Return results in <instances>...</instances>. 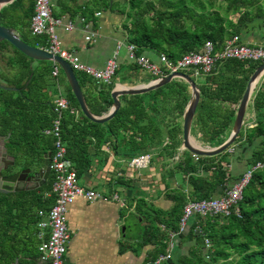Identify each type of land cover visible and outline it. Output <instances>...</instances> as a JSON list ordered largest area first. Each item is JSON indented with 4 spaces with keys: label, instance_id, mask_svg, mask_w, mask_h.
<instances>
[{
    "label": "trees",
    "instance_id": "16d2710c",
    "mask_svg": "<svg viewBox=\"0 0 264 264\" xmlns=\"http://www.w3.org/2000/svg\"><path fill=\"white\" fill-rule=\"evenodd\" d=\"M15 1L21 2L13 0L1 8L0 24L15 30L20 28L19 35L25 42L46 47L48 42L45 35H32L30 30L24 32V28H29L34 0H30L29 8L21 15L17 14L20 6ZM220 1L215 7V0H129V9L125 15L130 19V23H124L126 41L135 44L138 53L145 49L158 54L165 53L169 59L174 60L188 51L200 50L206 40L221 42L233 34H247L255 27H264V1L263 4L260 3L261 0ZM233 14H238L235 21L230 17ZM18 23L20 27L17 26ZM6 44L3 42V46ZM14 49L23 57L31 59ZM261 62L226 60L225 70L220 73L221 77L212 82L214 86L200 85V99L192 122L202 142L215 139L225 126L233 123L235 113L229 111L225 102H239L249 76ZM51 68L52 66L50 73ZM32 72L29 64H25L23 71L19 73V80H4L6 85L18 87L21 93L12 97L10 91L0 88V122L4 127L3 133L10 132L6 144L8 152L14 155L27 153L30 157L36 156L37 162L41 163L44 155L53 152V138L49 136L42 144L35 146L33 138L39 136V131L32 130L30 115L25 114L21 119V111L19 114L17 111L18 108L28 107L19 102L24 94V84L21 81L24 77L28 78ZM75 73L82 86L81 74L77 71ZM237 74H242V77ZM186 87L184 83L168 82L142 94H123L119 97L122 103L115 115L104 123H97L82 114L68 86L66 95L70 106L80 112L77 116L70 110L63 113L61 137L65 143L66 157L73 163L77 176L89 169L92 162L91 149L99 150L107 141L113 143V148L118 146L119 141H127L132 145V136L138 135L140 140L137 143L134 141L133 150H141L147 147L153 137L160 139L163 135V125L173 119L174 112L183 113L190 98V93L185 91ZM93 88L95 93L92 97L85 98L87 107L94 115L105 114L112 103L110 95L113 85L96 84ZM147 97L150 101H146ZM250 99L251 107L256 113L254 127H242L233 144L217 155H198L195 160L192 153L185 150L184 158L167 168L166 174L169 177L178 170L187 176V183L191 187L189 192L172 190L168 197L172 206L167 210L152 206L144 197L136 198L134 214L142 216L139 218H143L144 225L131 245H126V238H122L119 252L123 253L129 247L132 253L138 254L145 246H153L154 252L149 253L151 258H144L145 263L153 264L156 256L165 251L168 233L177 229L184 203L188 199L219 196L228 187L226 183L231 176L226 165L230 163L231 158L244 163L246 168L258 161H264V79L256 86ZM27 117L28 123L25 122ZM121 131L126 132V135L121 134ZM227 137L228 135L217 139L218 144ZM133 154L129 152L126 155L131 157ZM32 161L33 159H30L25 166ZM48 178L51 187V174ZM46 184L47 182L32 190L0 193V264H13L21 252L31 251L30 246L37 238L32 235L29 226L36 223L37 210L44 207L42 194L35 192L48 190L50 187ZM217 191L219 195H215ZM50 202H53V198ZM237 207L239 216L231 214L222 217L224 220L221 223L215 219L220 216H194L191 226L179 237L180 240L182 236L193 240L188 254L179 256L176 261L172 255L159 264H264V168L253 171ZM205 238L210 241L208 248L205 247ZM178 244L179 242L173 251ZM204 252L208 260L203 256ZM234 254L237 258L227 261ZM219 260L222 261L218 263Z\"/></svg>",
    "mask_w": 264,
    "mask_h": 264
},
{
    "label": "crops",
    "instance_id": "0c3cea01",
    "mask_svg": "<svg viewBox=\"0 0 264 264\" xmlns=\"http://www.w3.org/2000/svg\"><path fill=\"white\" fill-rule=\"evenodd\" d=\"M15 3L20 6L17 14L21 15L26 11V8L30 5L31 1L21 0L20 3L16 1ZM53 3H56L59 6L58 11L53 10L55 15L63 16L65 19H69L74 23V28L70 31H65L62 27H57L59 29V43L62 48L72 51L85 63L98 68L103 67L106 59L117 51L118 68L112 79V85H116L118 88L119 86L142 85L152 80L147 73L140 71L138 67L134 63H131L127 58V51L125 48V44L127 43L126 29L124 26L125 21L123 19V15L127 11L125 8V4L127 3L126 0H53ZM96 12H100V14H96ZM237 16L238 14L236 17ZM236 17L231 18L235 21ZM19 25L20 23H18L17 26ZM19 30L20 28L16 30L18 34L20 32ZM28 31L29 28H24V32ZM91 33H94V40H85V35ZM240 35L244 42L252 44L263 43L264 27H255L253 31L247 34L241 33ZM122 47H124L125 53L123 56H119V50ZM16 52L17 51L11 46L5 47V54H2L0 60H4L6 67L3 68L0 65V72L7 79L19 80V73L23 71L25 64H29L30 69L33 71L28 78L24 77L21 81V83L24 84L22 90L24 94L21 95L19 102L28 105V107L22 109L18 108L17 111L18 114L21 111V119L25 114H27V116L30 115L32 130L39 131L38 133H40L39 136L33 138V144L37 146L42 144V142L49 137V135L44 133V129L47 128V125L50 124L54 117L52 105L57 91L56 82H58L59 88L64 95H66L67 88L66 90H62L60 85L64 82L63 80H60L61 68L57 77L58 79L52 77L49 69L53 66V61L35 60L25 57L19 58L17 57ZM143 53L151 59L157 60L158 54L156 52L144 49ZM8 62L11 64L9 65ZM224 63L225 61L218 62L211 73L198 76L199 79L197 81L193 78L199 89L200 85L206 87H212L215 85L212 82L218 81L219 77H221L220 73L225 70ZM79 73L83 79L81 89L84 97L90 99L93 93H95L93 91V86L97 83L85 74L81 72ZM237 75L238 77H242V74ZM31 76L32 78L30 79ZM263 79L264 72L256 83L254 89L262 83ZM170 82L184 83L180 78H173ZM2 84H5V82ZM8 91L11 92L12 97H16L21 93L19 88L15 91ZM185 91L188 94L191 93L188 85ZM26 98L30 100L27 101ZM250 98L244 114L243 128H250L256 125V113L251 107L252 100ZM146 101H150L148 97L146 98ZM121 103L120 100V104ZM238 103H231L230 101L225 102L229 111H233L234 113H236ZM1 106L2 101L0 102V107ZM182 115L183 113L181 114L175 111L173 119L163 125L164 130L162 137L160 139L153 137L149 143L148 141H145L148 143L145 149L133 150L134 141L137 143L140 140L138 135L135 137L132 136L134 138L132 145L127 141H119L117 142L118 146L113 148V143L107 141L105 143L109 144V151L104 149L105 143L99 150L92 148L91 165L87 171L78 176V183L85 187H91L105 195L117 192L124 199L132 196L134 197L133 206L137 197H144L146 201L151 202L152 206L154 204L156 207L161 208V210L168 209L172 205V201L168 198L170 197L172 190L180 189L186 192L191 190L190 185L187 183V176L182 171H174V174H172L173 176L171 177L166 174L167 168L170 166L172 167L179 159L182 160L186 154V149L182 148ZM0 120L2 121V118H0ZM25 122H29L28 117ZM232 125L233 123L228 124L215 139L204 143L200 140V134L194 130V124L192 122L190 136L197 144L214 147L219 143L217 142V139L226 137V135L229 136ZM0 126L1 130L4 131L3 125L0 124ZM125 133L126 132L121 131V134L126 135ZM4 135L8 142L10 132L5 133ZM143 151H148L153 154L152 159L155 164L152 165L151 163V169L148 174L144 173L142 177L136 178L135 174L121 165L126 164L129 160L130 157L126 155L127 153L132 152L138 154ZM32 159L39 167L42 166L44 157L41 163L37 162L38 159L36 156L31 157V160ZM109 159H111L112 164H108ZM232 160L233 158H231V161ZM235 161L237 160L235 159ZM222 163L225 164V162ZM121 173H126V176H122ZM130 174H132V179L127 177ZM48 177L45 182H47L46 186L49 188L50 181ZM49 189H42L35 192V194H42V203H44V207L41 209L48 208L52 203L50 202V199H52L53 196L50 194ZM215 195H219V191H217ZM133 206L130 210L134 212ZM125 212L124 208L120 207L119 202L114 201L109 197H107L106 200L98 199L94 201H88L82 197L77 198L70 205L67 212L66 225L71 236L66 245V253L64 257L65 263L146 264L144 258L145 256L148 257V259L151 258V254L149 253L154 252L153 246H145L138 254L132 253V251L129 250V247L123 253L119 252V244L120 241H122V237H124L121 236V234L123 226L122 220L126 219ZM135 218H132V221L136 222ZM194 219V217L190 219L188 228L191 226ZM137 221L140 223V227H143L144 221L141 220L140 222V218ZM29 228L32 231V235H36L38 229L35 224H30ZM136 237L132 238V243L133 239ZM38 242L39 240L36 239L34 244L30 246L31 251L21 252L19 257L25 256L28 253L37 256L38 252L36 246ZM178 242H180V239L177 243Z\"/></svg>",
    "mask_w": 264,
    "mask_h": 264
},
{
    "label": "built area",
    "instance_id": "2783aa9c",
    "mask_svg": "<svg viewBox=\"0 0 264 264\" xmlns=\"http://www.w3.org/2000/svg\"><path fill=\"white\" fill-rule=\"evenodd\" d=\"M96 14H100V12H96ZM57 27L70 31L74 28V23L63 16L55 15L51 0H34L33 11L29 19V30L32 35H45L47 37L48 44L42 48L50 53L59 55L68 61L74 71L85 74L98 85H111L118 68L117 51L106 59L101 68L87 64L78 55L60 46L55 33ZM85 40H94V33L85 35ZM125 48L128 60L134 63L140 71L147 73L152 78L151 81H157L173 71H183L191 77L207 75L213 71L218 62H224L229 59L264 61V42L258 44L244 42L238 33L224 38L221 42L206 40L200 50L188 51L174 60L169 59L165 53L158 54L157 60H153L143 52L138 53L137 47L133 43H126ZM59 72L60 66L53 61L52 77L58 79ZM56 86L57 91L53 102L54 117L50 126L44 129V133L53 138L54 146L48 163L49 173L52 176L50 194L53 196V202L48 208L37 211L35 226L38 229L36 238L39 242L36 250L40 258L49 261L50 264H66L64 259L66 245L71 236L66 225L67 212L70 205L79 197L88 201L106 200L109 197L119 202L120 206L125 205V199L117 192L105 195L100 191L78 183V176L73 163L66 157V147L61 137V119L63 113L67 110H70L76 116L80 111L70 106L69 99L61 92L58 82H56ZM108 146V143L104 144V149L107 151H109ZM192 156L195 160L198 159L197 154L192 153ZM152 157L153 154L148 151L135 154L129 158L127 169L135 174L136 178L142 177L144 173H136V170L150 167L153 160ZM110 162L111 159H109L108 164ZM226 167L230 170V163ZM259 168H264V161H258L254 165L247 167L240 177L231 183L219 196L188 199L182 206L177 229L168 233L165 251L156 256L153 264H159L172 256L173 249L180 235L185 233L191 217H227L231 214L239 216L237 204L242 198L243 189L247 185L253 171ZM123 174L121 173L122 176H126V173ZM127 177L132 179V174ZM161 228L163 229L164 226L162 225ZM204 242L205 247L208 248L210 246L209 239L205 238ZM206 257L208 256L206 255Z\"/></svg>",
    "mask_w": 264,
    "mask_h": 264
},
{
    "label": "water",
    "instance_id": "95a60500",
    "mask_svg": "<svg viewBox=\"0 0 264 264\" xmlns=\"http://www.w3.org/2000/svg\"><path fill=\"white\" fill-rule=\"evenodd\" d=\"M11 1L13 0H0V10L3 5ZM2 42H6L7 46L16 48L31 59L55 61L60 66L63 74L65 75L69 87L75 99L77 100L79 109L82 114L89 120L97 123H104L110 120L115 115L120 107V95L142 94L167 84L173 78L182 79L189 85L191 92L190 98L184 108L182 115V148L186 149L190 153L201 156L217 155L225 151L229 146L233 144L242 127L244 114L251 93L264 72L263 61L253 70L247 80L245 89L237 106L229 136L221 144L214 147H208L195 143L190 136L191 123L200 99V89L189 74L183 71H173L157 81H150L146 84L123 86L120 88L115 86L111 90L112 105L110 109L103 115H94L87 107L86 100L76 73L68 63V61L64 60L57 54L48 52L42 47L34 46L25 42L13 27H8L0 24V43ZM1 53L2 49L0 50V54ZM0 88L13 91L18 90L16 86H9L2 83H0ZM1 147L5 150L3 153L4 159H8L9 161L6 162V164H4L3 166H0V193L32 190L42 186L45 183L50 172L48 163L51 152H48L47 155H44L42 166L39 167L37 164H35L34 161H32L29 166L20 169L16 167L15 164L16 155L8 154L5 144H3ZM13 264H50V262L41 259L39 255L35 256L32 254H27L22 257H16Z\"/></svg>",
    "mask_w": 264,
    "mask_h": 264
},
{
    "label": "rangeland",
    "instance_id": "374dc122",
    "mask_svg": "<svg viewBox=\"0 0 264 264\" xmlns=\"http://www.w3.org/2000/svg\"><path fill=\"white\" fill-rule=\"evenodd\" d=\"M154 1H156V0H154ZM263 1L264 0H261L260 3L263 4ZM126 2L127 3L125 4L126 5L125 8H126V10H128L129 9V1L126 0ZM220 2H221L220 0H215V4H216L215 7H217ZM51 3H52L53 10H57L58 11L59 10V6L56 3H53V0H51ZM4 6L5 5H3L2 7H4ZM126 10H124V11H126ZM221 11L223 12V9H221ZM236 15L237 14H233V15H231V17L234 18V17H236ZM123 19L127 23H129V21H130V19H127L126 18V15L125 14L123 15ZM58 31H59V29L56 28L55 29V33L57 34V37H58V40H59ZM147 51H150V50H147ZM16 53H17L16 54L17 57H19V58L20 57H23L19 52H16ZM124 53H125V49H124V47H122L119 50V56H123ZM0 65L3 68L6 67V65L4 63V60L3 61H0ZM60 75H61V79L60 80H63L64 81L63 84H60L61 85V88H62V90H66V88L69 86L68 81H67L65 75L63 74V72ZM0 77H1V82H4V80H5L6 77L3 76L1 72H0ZM192 78H194L196 81L199 79L198 76L197 77H192ZM183 82H184V84L188 85L185 81H183ZM232 148H231L230 151H232ZM236 153H237V150H236ZM234 156L236 157V155H234ZM30 159H31V157L27 153L17 154L16 155V158H15L16 167H18V168L25 167L26 163L28 161H30ZM110 164H112V161L110 162ZM154 164H155V162H154V160H152V165H154ZM231 165H232V167L230 169V176H231L230 178L231 179L227 180L226 186H229L230 183H231V181L233 179L239 177L240 174H241V172H243V170L246 169V166L244 165V163H241L240 164L239 162L235 161V158L234 157H233V160L231 161ZM121 166L127 168L129 166L128 161L126 162V164H122ZM150 169L151 168L148 167V168H145V169L136 170V173L143 172L145 174H148L150 172L149 171ZM184 193H187V192L184 191ZM133 202H134V197L131 196V197H128V198L125 199V205L124 206H120L121 208H124V210L126 211L125 212L126 219H123L122 220V225L123 226H122V234H121V236H124L122 238H126V242H125L126 245H130L132 243V238L136 237L140 233V228H141L140 227V223L137 220L139 219V217H142V216H136L134 214V212L132 210H130V208L133 206ZM153 206L156 207L154 204H153ZM157 208L158 209H161L159 207H157ZM132 218H135L136 219V222L135 221H132ZM142 219L143 218H140V222H141ZM190 219H189V221H190ZM215 219H216V221L218 223H221L224 220V218H222V217H218V218H215ZM188 225H189V222H188ZM187 228H188V226H187ZM187 228H186V230H187ZM192 245H193V240L186 239L185 237L182 236V238H181V240H180L177 248L173 251V254H172L173 255V260L176 261L179 256L188 254V250L190 249V247ZM203 256L205 257L206 260H208V257L205 256V252H204ZM236 258H237V256L234 254L227 261H231V260H234ZM221 261L222 260H219L218 263L221 262ZM146 264H152V263L151 262H148ZM225 264H230V263L228 262V263H225Z\"/></svg>",
    "mask_w": 264,
    "mask_h": 264
},
{
    "label": "flooded vegetation",
    "instance_id": "af4514ba",
    "mask_svg": "<svg viewBox=\"0 0 264 264\" xmlns=\"http://www.w3.org/2000/svg\"><path fill=\"white\" fill-rule=\"evenodd\" d=\"M29 8V6L26 8V9H28ZM0 46L2 47L3 46V42L2 43H0ZM7 45H5V47H6ZM0 47V50L2 49V53L0 54V59H1V56H2V54L4 53L5 54V47L3 46L2 48ZM1 61V60H0ZM0 83H3V82H1V77H0ZM0 124H1V122H0ZM1 127V126H0ZM3 144H5V146H6V144H7V139H6V137H5V135H4V133H3V131L1 130V128H0V166H3L4 164H6V162H8L9 160L8 159H4V156H3V153H4V149L1 147ZM7 153L8 154H10L9 152H8V150H7ZM31 164V163H30ZM30 164H28L27 166H29ZM27 166H25V167H27ZM25 167H21L20 169H23V168H25Z\"/></svg>",
    "mask_w": 264,
    "mask_h": 264
},
{
    "label": "bare ground",
    "instance_id": "6f19581e",
    "mask_svg": "<svg viewBox=\"0 0 264 264\" xmlns=\"http://www.w3.org/2000/svg\"><path fill=\"white\" fill-rule=\"evenodd\" d=\"M122 87V86H119V88Z\"/></svg>",
    "mask_w": 264,
    "mask_h": 264
}]
</instances>
